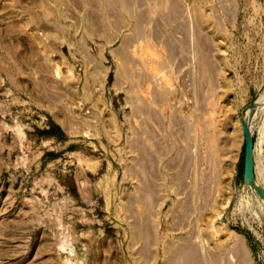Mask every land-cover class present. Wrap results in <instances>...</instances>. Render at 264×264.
I'll use <instances>...</instances> for the list:
<instances>
[{
  "label": "rangeland",
  "instance_id": "rangeland-1",
  "mask_svg": "<svg viewBox=\"0 0 264 264\" xmlns=\"http://www.w3.org/2000/svg\"><path fill=\"white\" fill-rule=\"evenodd\" d=\"M256 187L264 0H0V264H264Z\"/></svg>",
  "mask_w": 264,
  "mask_h": 264
},
{
  "label": "water",
  "instance_id": "water-1",
  "mask_svg": "<svg viewBox=\"0 0 264 264\" xmlns=\"http://www.w3.org/2000/svg\"><path fill=\"white\" fill-rule=\"evenodd\" d=\"M253 108L254 105H250L243 113V118H246L248 114L253 110ZM241 129L244 138L243 178L246 184H253V140L250 134V130L244 122L241 123ZM256 191L264 199V191L259 187H256Z\"/></svg>",
  "mask_w": 264,
  "mask_h": 264
},
{
  "label": "trees",
  "instance_id": "trees-1",
  "mask_svg": "<svg viewBox=\"0 0 264 264\" xmlns=\"http://www.w3.org/2000/svg\"><path fill=\"white\" fill-rule=\"evenodd\" d=\"M47 133H48V135H49V136H51V137H52V136H54V135H52V134H51V132H50V131H48Z\"/></svg>",
  "mask_w": 264,
  "mask_h": 264
}]
</instances>
